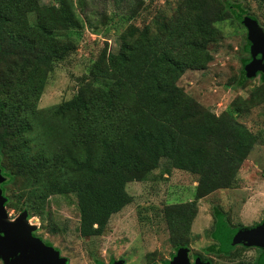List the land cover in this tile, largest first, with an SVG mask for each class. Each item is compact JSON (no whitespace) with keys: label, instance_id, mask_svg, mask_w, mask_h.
<instances>
[{"label":"trees","instance_id":"1","mask_svg":"<svg viewBox=\"0 0 264 264\" xmlns=\"http://www.w3.org/2000/svg\"><path fill=\"white\" fill-rule=\"evenodd\" d=\"M117 1L130 5L117 51L98 58L70 100L42 109L48 79L77 49L83 22L73 18L65 0L58 6L0 0L6 207L27 210L30 219L44 213L51 197L75 196L80 236H101L112 216L133 202L127 185L146 181L165 160L197 176L194 200L163 210L170 240L180 248L188 244L197 203L230 188L262 139L230 112L212 113L178 85L186 71L211 62L209 48L221 36L217 24L229 18L230 9L238 21L244 13L231 6L224 12L218 0H179L172 17L140 26L135 22L143 18L145 0ZM262 95L257 90L250 101H234L233 111L260 105ZM18 181L19 191L7 196L8 186Z\"/></svg>","mask_w":264,"mask_h":264},{"label":"rangeland","instance_id":"2","mask_svg":"<svg viewBox=\"0 0 264 264\" xmlns=\"http://www.w3.org/2000/svg\"><path fill=\"white\" fill-rule=\"evenodd\" d=\"M63 5L64 0H45ZM73 18L83 22L77 49L57 64L50 75L39 102V108H49L70 100L80 79L89 74L93 64L103 54L114 53L119 47V35L127 27L130 5L117 0H65ZM179 0H145L143 18L135 22L143 26L160 16H173ZM224 12L239 8L255 19L264 32V5L260 0H218ZM128 20V19H127ZM132 22V21H130ZM221 36L209 48L212 60L201 70H188L178 85L193 99L216 115L230 112L251 132L261 134L239 169L233 185L202 198L196 205V217L188 232L190 264L208 260L212 264H246L254 257L250 250L232 249L224 254L215 237L219 219L234 230L253 226L264 218V99L241 114L233 111L236 100L250 101L254 91L263 90L261 74L247 77L245 63L251 59L247 29L231 13L217 24ZM264 98V95H262ZM259 100V99H258ZM17 183V184H16ZM8 186L10 196L19 191L21 182ZM197 176L171 168L165 160L144 182L127 185L133 202L110 219L103 235L82 238L79 233V212L75 196H55L48 199L44 213L32 215L34 235L60 251L68 264H110L111 260L125 264H165L172 261L180 248L170 240L163 210L167 206L194 200ZM17 204L20 206L16 199ZM7 208L13 220L23 211ZM27 211V210H26ZM28 212V211H27ZM221 217V218H220ZM0 264H3L0 261Z\"/></svg>","mask_w":264,"mask_h":264},{"label":"water","instance_id":"3","mask_svg":"<svg viewBox=\"0 0 264 264\" xmlns=\"http://www.w3.org/2000/svg\"><path fill=\"white\" fill-rule=\"evenodd\" d=\"M239 22L247 29V39L250 43L247 52L251 59L245 63L246 76L261 74L264 79L263 29L255 19L247 15H243ZM5 181L6 176L0 168V261L3 264H68L66 258L60 257V251L34 235L36 227L30 224L26 210L15 219L10 218L6 208L7 197L2 187ZM216 239L221 242L225 251L239 244L264 247V221L252 228L231 230L220 220ZM110 264L125 263L120 260ZM169 264H190L188 249L180 248ZM194 264L210 263L196 260Z\"/></svg>","mask_w":264,"mask_h":264},{"label":"flooded vegetation","instance_id":"4","mask_svg":"<svg viewBox=\"0 0 264 264\" xmlns=\"http://www.w3.org/2000/svg\"><path fill=\"white\" fill-rule=\"evenodd\" d=\"M264 221V218L261 220V222H263ZM261 222H259V223H257V224H255V225H253V226H249L248 228H252V227H254V226H256V225H258V224H260ZM218 226V225H217ZM244 226H242V227H238V228H243ZM235 229H237V228H235ZM216 231H217V228H216ZM216 231H215V235H216ZM217 241H218V239H217ZM219 242V244H220V247H219V249L221 250V253H219V254H224V253H227V252H231V250L232 249H234V250H236V249H240V250H245V249H247V250H250V251H253L254 252V257L253 258H251V260H249V262L248 263H246V264H263V262H264V247H259V246H251V245H245V244H239V245H235L233 248H231V249H229V250H227V251H222L223 249H222V244H221V242L220 241H218ZM208 260H204V262L206 263ZM194 263H195V261H194ZM193 263V264H194ZM212 263H214V262H211V264ZM242 264H244V263H242Z\"/></svg>","mask_w":264,"mask_h":264}]
</instances>
